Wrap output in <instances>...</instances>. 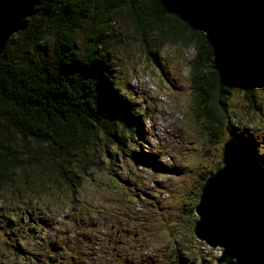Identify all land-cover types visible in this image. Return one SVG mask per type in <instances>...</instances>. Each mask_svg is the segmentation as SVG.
Here are the masks:
<instances>
[{"label":"rangeland","instance_id":"374dc122","mask_svg":"<svg viewBox=\"0 0 264 264\" xmlns=\"http://www.w3.org/2000/svg\"><path fill=\"white\" fill-rule=\"evenodd\" d=\"M177 1L171 0L169 5L172 7ZM42 5L37 7L38 10ZM200 5L199 3L190 5L192 6L190 9L185 4L190 11L196 10ZM37 8L30 19H27L28 22L33 17L39 19L45 13L38 11L37 15ZM256 9V14L264 18V6L258 3ZM111 26V32L119 38L117 43L112 41L113 48L107 49L108 62L113 70L112 76L116 77L124 99L144 117L142 128L140 127V131L133 136L136 140L132 139L131 149L124 147V157L116 159L114 163L108 162L103 150H100L96 155V160L100 163L94 161V164H99L102 168L94 164L86 167L78 166L85 169L79 174L80 182L74 194H70L69 188L66 190L65 186L52 187L50 182L52 176L45 177L46 173L52 170L50 162L36 160L32 168L15 169L5 184V189L0 190L3 191L0 192V264H41L42 258L46 259L47 253L51 251H59L58 253L61 254L59 260H55L57 264H95L97 261L98 264L110 262L130 264L125 256L116 254L121 249L124 251H122L123 255H127L130 249L131 252L140 250V258H136L139 261H133L132 264H153V261L161 258L165 260V257H174L175 254L179 255L181 260L186 258L187 261L181 262L183 264H198L200 260L209 264H218L216 262L222 256L220 248H209L204 242L195 240L192 235L193 224L198 222L194 206L197 201L200 203L199 197H196V202L194 201L195 192L198 195L196 183L199 181L198 176L200 179L202 177L199 172L210 175L221 170L222 167L217 166L221 162V150L225 140L232 137L240 140L238 138L240 133L251 140L254 139L255 146L248 143L244 145L249 147L252 156L256 157L253 154L256 151L261 153V158L264 159V65L255 62L248 68L255 91L254 100L260 110H255L248 104L245 89L241 85L238 86L227 99L229 119L223 131L225 134L209 140L211 139L208 135V132L211 133V129L208 130L210 120L207 122L204 117L200 118V122L192 120L193 112L198 113V110L193 109L196 99L194 100L190 83L192 71L190 64L194 55L192 48L184 47L181 41L176 44L164 41L162 35L165 37L163 32L167 31V23L164 26L155 25L149 32L145 31L146 39L152 41L153 46H151L154 47L152 50L145 48L140 32L135 29L127 15H117ZM25 30L12 34L8 41L12 38L13 41L20 42ZM74 42L76 54L82 52L84 43H88L80 36L76 37ZM52 46L54 47V44ZM157 47L158 62L156 63L153 55ZM91 48L92 45L86 52ZM97 51L102 50L97 49ZM104 55L105 52H102V56ZM161 109L167 112H162L159 118ZM176 113L183 121L180 125L179 118L177 121L172 118ZM193 124L202 129L192 128ZM0 125L5 132L12 129L9 123L1 118ZM213 126L212 129L217 133V129L220 128L216 123H213ZM13 141H16V146L21 151L24 150L25 147L18 138ZM144 142L147 145H144ZM152 143L168 150L165 153L160 152V155L165 156L162 161L164 170H157L153 165L141 160L127 158L131 150L144 155L145 146L155 154L156 149L153 150L152 147L155 145ZM183 143L186 155L179 146L181 154L174 155V159L184 161L187 157L189 168L183 183L187 181L188 186H183L182 183L179 190L181 193L189 194V204H181L173 212L165 214L166 212L161 210L163 207L161 205L170 198L180 195L169 190L175 182V176L170 172V161L173 159H168L167 155H173L175 144ZM112 148L111 152L120 149L116 145ZM153 160L160 161L155 156ZM71 167H75V164ZM42 168L45 169V174L42 173ZM258 169L264 178V169ZM40 175L43 179H48L47 182L41 181ZM150 179L157 183L142 188V185ZM139 188L144 190L145 196L138 191ZM38 189L40 195L31 191ZM32 207L35 211L32 214L33 218L29 220L28 215ZM86 212L90 214L87 224H80L73 219L74 214ZM136 224L139 228L134 227ZM72 225L76 226V230L81 229V226L85 227L83 240L80 239V233L75 235L79 239L74 238ZM133 231L138 232L139 239H135L136 243L132 238ZM85 241L89 245H86ZM142 246L144 249L141 248ZM78 247H81L82 253L77 252ZM107 251L109 255L105 259L102 258L101 254H107ZM114 260H119V263L113 262ZM173 264L178 263L173 262Z\"/></svg>","mask_w":264,"mask_h":264},{"label":"trees","instance_id":"16d2710c","mask_svg":"<svg viewBox=\"0 0 264 264\" xmlns=\"http://www.w3.org/2000/svg\"><path fill=\"white\" fill-rule=\"evenodd\" d=\"M169 1L45 0L42 7L36 9L37 15L41 10L45 13L39 19L33 17L28 22L20 42L11 38L5 46L4 54L0 56V118L12 128L5 132L0 125V190L5 189L15 169L32 168L33 162L38 160L52 164V170L45 176H52V187L65 186L66 190L69 188L70 194H74L79 186V174L85 169L79 167L100 163L96 160L100 150H103L108 162L114 163L116 159L124 157V147L131 149L132 139L136 140L133 136L142 128L143 116L124 99L116 77L112 76L113 70L107 57V49L113 48L112 41L117 43L119 39L111 32V24L119 14L129 17L135 29L140 32L147 50L154 47L151 46L152 41L146 39L145 31L149 32L155 25L164 26L165 23L167 31L163 32L166 38L162 35L164 41L173 44L181 41L184 47L192 48L194 55L190 64V83L196 99L193 109L198 110L199 114L194 111L191 117L195 122H200L203 117L206 121L210 120L207 121L208 130L211 129L210 132L214 134L207 131L211 137L209 140L225 134L223 131L229 119L227 99L238 85L245 89L248 104L260 110L254 100L255 91L249 81V70L246 75H242L236 66L226 63L211 30L180 13L175 8L176 2L171 7ZM177 2L185 9H188L185 4L191 9L190 5L199 3L201 5L197 6V12L205 9L214 15L217 24L225 25L233 37L232 45L240 54L241 59L235 60L241 66L255 58H264V18L256 14L260 0ZM191 23L195 25L191 26ZM78 36L88 43H84L81 48L83 53L76 54L74 40ZM91 45L92 48L86 52ZM102 52H105L104 56ZM154 52L153 59L157 63L158 47ZM213 123L220 128L217 133L212 129ZM194 127L202 129L196 124H193ZM16 138L23 143V151L13 141ZM238 138L241 142L255 146L254 141L242 133ZM114 145L119 146V151L111 152ZM253 154L256 155L258 168L264 169L261 153L254 151ZM161 156L163 159L164 155ZM148 157L132 150L127 156L153 165L156 169L161 167V161ZM73 164L75 167H71ZM94 166L102 168L99 164ZM187 170L182 172L184 180ZM42 173L45 174L44 168ZM199 175L202 177L200 179L197 175L198 195L194 187L195 202L196 197L200 196L201 186L209 176L202 172ZM40 180L47 182L48 179L41 177ZM183 186H188V182H184ZM31 191L40 195L39 189ZM33 212L32 208L29 220L33 218ZM89 215L88 212L76 213L73 219L80 224H87ZM71 227L74 234L81 233L80 239L83 240L85 227L81 226L78 230L74 225ZM80 249L78 247L77 252ZM51 252L47 253L46 259L42 258L41 264H57L55 260H59L61 254L59 251Z\"/></svg>","mask_w":264,"mask_h":264},{"label":"water","instance_id":"95a60500","mask_svg":"<svg viewBox=\"0 0 264 264\" xmlns=\"http://www.w3.org/2000/svg\"><path fill=\"white\" fill-rule=\"evenodd\" d=\"M44 1L0 0V54L12 34L27 28V19ZM175 8L190 20L207 26L223 60L236 66L242 75L255 62L264 65V58H255L243 66L236 62L235 58L241 57L232 45L230 31L222 23L217 24L209 11H190L179 2ZM223 145V166L204 181L200 203L194 208L198 222L194 224L193 235L207 247L221 249L218 264H264V178L243 142L232 137Z\"/></svg>","mask_w":264,"mask_h":264},{"label":"bare ground","instance_id":"6f19581e","mask_svg":"<svg viewBox=\"0 0 264 264\" xmlns=\"http://www.w3.org/2000/svg\"><path fill=\"white\" fill-rule=\"evenodd\" d=\"M261 1V4L264 6V0H260ZM50 5V4H49ZM45 6V5H44ZM53 7V6H52ZM55 8V7H54ZM42 11V10H41ZM29 19H30V17H29ZM46 20V19H45ZM28 21V20H27ZM30 21V20H29ZM35 21V20H34ZM44 21V20H43ZM125 21V20H124ZM55 22V21H54ZM33 30V29H32ZM150 31V30H149ZM28 33V32H27ZM13 36V35H12ZM40 38V37H39ZM147 38V37H146ZM160 39H161V37H160ZM151 40V39H150ZM159 40V39H158ZM154 42V41H153ZM7 46V45H6ZM153 46V45H152ZM151 48V47H150ZM174 48V47H173ZM19 49V48H18ZM166 49V48H165ZM16 50H17V48H16ZM172 50V49H171ZM131 52V51H130ZM150 52V51H149ZM3 54V53H2ZM7 55V54H6ZM131 56V55H130ZM1 60V59H0ZM151 61V60H150ZM125 62V61H124ZM152 67V66H151ZM124 69V68H123ZM248 78V77H247ZM128 81V80H127ZM3 93V92H2ZM109 94H110V92H109ZM252 95V94H251ZM113 97V96H112ZM70 101V100H69ZM168 102V101H167ZM259 102V101H258ZM11 103V102H10ZM18 104V103H17ZM68 105V104H67ZM259 106V105H258ZM264 107V106H263ZM157 110V109H156ZM162 112H164V113H166L165 112V110L164 109H161L160 110V113H159V115L162 113ZM257 112V111H256ZM138 114V113H137ZM256 114V113H255ZM162 115H160L159 116V118L161 117ZM171 116V115H170ZM228 117V116H227ZM256 117V116H255ZM135 118V117H134ZM144 118V117H143ZM172 118L174 119V121H177V119L179 118V125L183 122L182 121V119H181V117H179V114L178 113H176V114H174V115H172ZM254 119V118H253ZM144 120V119H143ZM143 123V122H142ZM172 126H173V123H172ZM172 126H170V128H172ZM161 130V129H160ZM159 130V131H160ZM221 133V132H220ZM130 135V134H129ZM150 135V134H149ZM218 136V135H217ZM19 138V137H18ZM188 138V137H187ZM220 138V137H219ZM28 140V139H27ZM214 140V139H213ZM254 140V139H253ZM186 141V140H185ZM137 142V141H136ZM143 142V141H142ZM142 142H139L138 144L140 145V143H142ZM246 142V141H245ZM124 143V142H123ZM22 144V143H21ZM129 144V143H128ZM245 144V143H244ZM144 145H147L145 142H144ZM152 145H155V143H152ZM199 145V144H198ZM181 147V149H185V145H184V143L183 144H180V145H177V144H175L174 145V148H173V155H170V154H168L167 155V158H171V159H173V166H175L177 163H179V162H182V160H178V159H174L175 157H174V155H176V156H179L180 154H181V150H180V147ZM202 146H204V144H202ZM244 146V145H243ZM129 147V146H128ZM153 147V150L154 149H156V153L155 154H152V153H148V152H145V154L144 155H147V156H149L148 157V159L150 158V159H152L153 160V157L155 156V157H157L160 161H163L162 160V156L160 155V152L161 153H165V152H167L168 150L165 148V147H163V146H161V145H155V147L154 146H152ZM171 147V146H170ZM205 147V146H204ZM246 147V146H245ZM118 148V147H117ZM222 148V147H221ZM246 148H248L249 149V147H246ZM19 150V149H18ZM118 150V149H117ZM206 150V149H205ZM204 150V151H205ZM250 150V149H249ZM254 150V149H253ZM144 151H150L149 149H148V146H145L144 147ZM200 151H201V149H200ZM251 151V150H250ZM203 152V151H202ZM184 154L186 155V152H185V150H184ZM251 154H252V152H251ZM120 156V155H119ZM205 156V155H204ZM256 156V155H255ZM221 158H222V155L220 156ZM165 158V157H164ZM252 158H253V160H256V158L255 157H253L252 156ZM143 161V160H142ZM184 163H187V157H186V159L183 161ZM218 162H220V161H218ZM221 163V162H220ZM196 164V163H195ZM202 164V163H201ZM200 165V164H199ZM198 165V166H199ZM206 166H207V164H206ZM202 167H204V166H202ZM218 167V166H217ZM117 168V167H116ZM219 168V167H218ZM205 170H207L206 168H204ZM217 169V168H216ZM204 171V170H203ZM240 171V170H239ZM260 172V171H259ZM130 173V172H129ZM169 173V172H168ZM204 173H206V172H202V174H204ZM214 173V172H213ZM263 176V175H262ZM211 176L209 175L208 176V178H210ZM100 178V177H99ZM207 178V179H208ZM183 181H184V179L182 180V181H180V184L181 183H183ZM151 183V184H149V183ZM148 182L147 183H145V185H142V188H145V187H148V186H153L155 183H157V181L156 182H154L153 180H148ZM84 183V182H83ZM91 183V182H90ZM193 184H194V178H193ZM100 186H102V185H100ZM203 186V185H202ZM201 186V187H202ZM142 188H139L138 189V191H140V193L143 195V196H145V194H143V192H144V190L142 189ZM185 188V187H184ZM237 190H239V189H237ZM175 192H178L180 195L179 196H183V197H188L187 199H190V196H189V194H186V193H181L180 192V190H174ZM173 191V192H174ZM8 196V195H7ZM44 196H46V194L44 195ZM128 199V198H127ZM169 200H171V198L169 199ZM168 200V201H169ZM157 201H159V200H156V202ZM131 202V201H130ZM129 202V203H130ZM46 203H48V202H46ZM103 203V202H102ZM193 203V202H192ZM39 204V203H38ZM165 205V203H163L161 206H164ZM33 208V207H32ZM41 208V207H40ZM72 209V208H71ZM45 210V209H44ZM35 211V210H34ZM165 214H167V213H165ZM29 217V216H28ZM169 217V216H168ZM122 218V217H121ZM169 223V222H168ZM97 224V223H96ZM136 226V228H139V226L136 224V225H134V227ZM133 227V226H132ZM131 227V228H132ZM135 228V229H136ZM20 229V228H19ZM7 232V231H6ZM131 234H133V236H132V238H134V242H135V239L136 238H138L139 239V237H138V232L136 231H133ZM174 235V234H173ZM175 236V235H174ZM121 237V236H120ZM123 237V236H122ZM170 240V239H169ZM129 241V240H128ZM140 241V240H139ZM169 242V241H168ZM136 243V242H135ZM85 244L86 245H89L88 243H86V241H85ZM132 244H134V243H132ZM139 246L141 245V244H138ZM138 246V247H139ZM6 248V247H5ZM112 248V247H111ZM142 249H144V246H142L141 247ZM135 250V249H134ZM122 251H123V249H121L120 251H118L116 254L118 255V256H125L124 258L127 260V261H129V263L130 264H132V262L133 261H139V260H137L136 258H140V250H138V251H134V252H131L132 250L130 249V250H128L127 252H128V254L127 255H123V253H122ZM124 252V251H123ZM115 253V252H114ZM111 254V253H110ZM109 255V251H107V254H101V257L102 258H106L107 256ZM170 260V262H166V260ZM176 259H177V261H176ZM179 260H181L180 259V257H179V255H174V257L173 256H169V257H165V260H162V263L164 264H173V262H177L178 264L179 263H181L183 260H185V261H187L186 260V258H183V260H181V261H179ZM179 261V262H178ZM113 262H118L119 263V260H114ZM93 263V262H92ZM216 263H218V262H216ZM95 264H98V261L95 263ZM109 264H113L112 262H110ZM181 264H183V263H181ZM191 264H194V263H191ZM198 264H209L208 262H204V261H201L200 260V262L198 263ZM223 264V263H222Z\"/></svg>","mask_w":264,"mask_h":264},{"label":"clouds","instance_id":"9594fccd","mask_svg":"<svg viewBox=\"0 0 264 264\" xmlns=\"http://www.w3.org/2000/svg\"><path fill=\"white\" fill-rule=\"evenodd\" d=\"M221 164V163H220ZM220 167H222V165L220 166ZM219 167V168H220ZM211 174H214L213 172L211 173ZM210 174V175H211ZM200 195H201V191H200ZM200 197V196H199ZM198 205V201H197V203H196V205L194 206V208L196 207ZM175 206V203H171L170 202V204H168L167 205V208H169V211H171V209L173 208ZM195 224V223H194ZM194 224H193V228H194ZM192 235H193V229H192ZM193 237H194V235H193ZM195 238V237H194ZM196 240V239H195ZM198 242H200V241H198Z\"/></svg>","mask_w":264,"mask_h":264}]
</instances>
